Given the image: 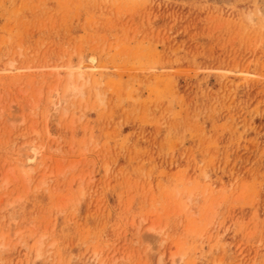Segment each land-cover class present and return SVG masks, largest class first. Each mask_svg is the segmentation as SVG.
<instances>
[{
	"label": "rangeland",
	"instance_id": "1",
	"mask_svg": "<svg viewBox=\"0 0 264 264\" xmlns=\"http://www.w3.org/2000/svg\"><path fill=\"white\" fill-rule=\"evenodd\" d=\"M0 237V264H264V0H0Z\"/></svg>",
	"mask_w": 264,
	"mask_h": 264
},
{
	"label": "bare ground",
	"instance_id": "2",
	"mask_svg": "<svg viewBox=\"0 0 264 264\" xmlns=\"http://www.w3.org/2000/svg\"><path fill=\"white\" fill-rule=\"evenodd\" d=\"M73 69V68H72ZM84 79V72L82 71V70H78V72L75 74L73 71H71V72H69V74H68V79H67V83H66V87H65V92H66V94L65 95H63L60 99L61 100H59V102H60V104H64L65 102H67L68 100V97L67 96H69V97H71V95H75V94H79V93H83V87H84V82L82 81ZM86 85V84H85ZM68 94H70V95H68ZM76 96V95H75ZM81 96H83V95H81ZM97 96V95H96ZM49 98H50V100L52 101L51 103H55V94H53V91H51L50 92V94H49ZM48 98V99H49ZM60 104L59 105H55V107H53L52 109H49V111H51V110H53L54 112L55 111H58V109H59V107H60ZM72 104V103H71ZM32 105V104H31ZM37 109V108H36ZM28 146V145H27ZM28 148H29V150L30 151H34V153L33 154H30L31 156H41V152H40V150L41 149H39L38 148V146H36V145H29L28 146ZM25 151H27V150H25ZM35 154V155H34ZM25 155V154H24ZM27 155H29V154H27ZM29 155V156H30ZM44 155V154H43ZM40 157H38V159H39ZM42 159V158H41ZM34 161V160H33ZM40 162V161H39ZM28 163V162H27ZM32 166H33V164H31ZM30 165V166H31ZM21 166H22V168H24V162L23 163H21ZM24 170V169H23ZM26 171V170H25ZM31 171V170H30ZM10 225V224H9ZM12 225H13V223H12ZM155 228V227H154ZM154 228H152L151 227V229H153L154 230ZM3 235H1V237H2ZM0 237V238H1ZM3 238V237H2ZM146 238V237H145ZM150 238V237H149ZM151 240V239H150ZM3 242V241H2ZM1 245V244H0ZM40 245V244H39ZM3 247V246H2ZM182 255V254H181ZM174 256H175V254H174ZM174 256H172L173 258V264H174ZM182 258V257H181ZM179 261V260H178ZM176 263V262H175Z\"/></svg>",
	"mask_w": 264,
	"mask_h": 264
}]
</instances>
